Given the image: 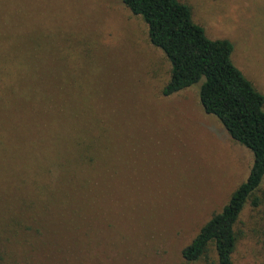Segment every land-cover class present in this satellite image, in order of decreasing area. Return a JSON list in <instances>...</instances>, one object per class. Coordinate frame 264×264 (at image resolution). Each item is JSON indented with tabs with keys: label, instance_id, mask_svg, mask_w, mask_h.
<instances>
[{
	"label": "rangeland",
	"instance_id": "374dc122",
	"mask_svg": "<svg viewBox=\"0 0 264 264\" xmlns=\"http://www.w3.org/2000/svg\"><path fill=\"white\" fill-rule=\"evenodd\" d=\"M179 1L264 96V0ZM169 77L121 0H0V264H218L181 252L252 154ZM234 231L264 264V177Z\"/></svg>",
	"mask_w": 264,
	"mask_h": 264
},
{
	"label": "trees",
	"instance_id": "16d2710c",
	"mask_svg": "<svg viewBox=\"0 0 264 264\" xmlns=\"http://www.w3.org/2000/svg\"><path fill=\"white\" fill-rule=\"evenodd\" d=\"M121 1L132 15L142 19L149 42L170 65L162 96L198 86L204 112L215 117L230 138L252 154L245 182L181 252L186 262H197L212 244L218 264H233L235 224L264 177V96L233 62L234 44L210 39L204 28L193 21L187 4L179 0ZM253 205L258 206V200Z\"/></svg>",
	"mask_w": 264,
	"mask_h": 264
}]
</instances>
